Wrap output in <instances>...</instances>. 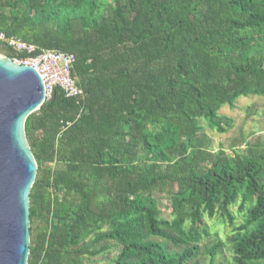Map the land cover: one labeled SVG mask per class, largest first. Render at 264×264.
I'll return each mask as SVG.
<instances>
[{
    "label": "trees",
    "instance_id": "trees-1",
    "mask_svg": "<svg viewBox=\"0 0 264 264\" xmlns=\"http://www.w3.org/2000/svg\"><path fill=\"white\" fill-rule=\"evenodd\" d=\"M0 32L73 53L84 90L25 122L28 264H264V138L214 149L203 124L264 95V0H0Z\"/></svg>",
    "mask_w": 264,
    "mask_h": 264
},
{
    "label": "water",
    "instance_id": "water-1",
    "mask_svg": "<svg viewBox=\"0 0 264 264\" xmlns=\"http://www.w3.org/2000/svg\"><path fill=\"white\" fill-rule=\"evenodd\" d=\"M45 93L36 68L0 52V264H28L30 193L38 165L25 122Z\"/></svg>",
    "mask_w": 264,
    "mask_h": 264
},
{
    "label": "rangeland",
    "instance_id": "rangeland-1",
    "mask_svg": "<svg viewBox=\"0 0 264 264\" xmlns=\"http://www.w3.org/2000/svg\"><path fill=\"white\" fill-rule=\"evenodd\" d=\"M222 114L229 115L234 118V126L226 133H219L215 130H211L205 122L204 130L211 138L212 148L218 149L223 146L227 151L230 150V146L234 142H240L243 137L248 136L251 132L255 131L256 136L264 138V95H248L239 97L233 106L225 104L219 111ZM244 145H241L243 148ZM161 207L164 212L169 213L170 208L168 206V200L166 197L162 198ZM236 207L233 209L235 210ZM240 221V217L238 218ZM210 230L212 235L210 238H214V231L219 230L223 239H226V233L230 230L227 226L222 228L217 220L210 219ZM231 250L229 246L223 249L222 255L219 259L231 258ZM218 259V261H219ZM209 258H204L201 264H207ZM100 264H109L108 259L104 256L99 257ZM227 264V263H224Z\"/></svg>",
    "mask_w": 264,
    "mask_h": 264
},
{
    "label": "built area",
    "instance_id": "built-area-1",
    "mask_svg": "<svg viewBox=\"0 0 264 264\" xmlns=\"http://www.w3.org/2000/svg\"><path fill=\"white\" fill-rule=\"evenodd\" d=\"M0 40L21 54L19 57L13 58L14 60L31 65L38 70L45 84V100L52 96L56 87H60L69 97L84 95L83 88L72 76V67L75 61L73 53L47 49L34 55L36 45L32 43L15 37H6L3 32H0Z\"/></svg>",
    "mask_w": 264,
    "mask_h": 264
}]
</instances>
